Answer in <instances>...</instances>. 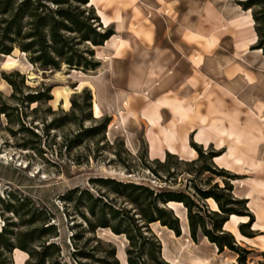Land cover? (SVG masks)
Listing matches in <instances>:
<instances>
[{
	"label": "crops",
	"instance_id": "obj_1",
	"mask_svg": "<svg viewBox=\"0 0 264 264\" xmlns=\"http://www.w3.org/2000/svg\"><path fill=\"white\" fill-rule=\"evenodd\" d=\"M99 1L90 0V5L103 27L110 20L114 34L99 46L106 59L96 56L101 64L91 71L93 79L77 86L92 89L93 116L104 112L119 122L134 150L135 125L140 124L150 160L163 161L166 153L196 159L192 143L219 153L212 161L239 176L232 181V193L247 199L254 215L250 229L257 234L246 237L239 232L237 225L248 217L232 215L223 228L240 245H255L256 240L264 245V53L253 45L257 36L250 10L244 11L235 0H174L175 21L166 27L159 18L152 20L150 44L139 37L145 29L140 35L130 31L132 14H106L98 8ZM134 9L141 14L139 7ZM126 103L133 108L128 110ZM210 201L215 204L211 209H218ZM176 215L180 235L159 222L150 224L162 259L169 264L236 263L235 252L219 251L203 236L194 241L186 212L183 218ZM13 253L14 263L23 264L21 255L26 253Z\"/></svg>",
	"mask_w": 264,
	"mask_h": 264
},
{
	"label": "rangeland",
	"instance_id": "obj_2",
	"mask_svg": "<svg viewBox=\"0 0 264 264\" xmlns=\"http://www.w3.org/2000/svg\"><path fill=\"white\" fill-rule=\"evenodd\" d=\"M241 1L245 0H235L237 5ZM173 2L174 0L154 4L151 0H100L97 6L109 15L132 14L130 31L140 35V30L145 29L143 36L139 37L150 43L148 33L151 34L150 31L153 30L152 20L157 17L166 27L175 21ZM136 7H139L138 12L141 14H135ZM100 22L103 26L101 19ZM106 27L114 28L110 20ZM14 49L17 51H12L7 56L0 53V108L7 107L6 114L0 113V195L4 191H15L45 205L54 213L59 231L56 241L60 246V252L58 256L53 255L52 261H58L59 264L127 262L126 251L130 246L124 234H115L109 228H97L94 232H86L83 230L85 224L81 218L77 217L81 222L76 227L72 224L74 221L67 219L64 214L63 201L60 197L67 190L79 186L88 187L94 193L100 188L102 192L106 191V188L93 187L89 183L90 178L132 181L155 191H182L188 194L193 193V187L207 189L215 182L222 185L221 178L212 176L203 169L208 163L205 159L191 162L176 156L169 158L164 166L152 162L147 156V146L140 124L135 125V138L138 144L136 150L128 144L126 132L116 120L110 119L101 133H86L77 138L81 131L98 125L103 118L109 117L104 112H101L100 117H94L93 101L89 105L83 92V89L90 88L87 84L77 88L81 80L93 79L90 76L94 73L71 71L64 65L59 70H43L37 64L29 62L27 53H21L18 48ZM95 51L96 56L106 59L102 48L97 47ZM126 70L125 67L121 69L122 73ZM167 70L172 71V67ZM136 77L139 75H134V78ZM9 81L16 85L15 97H11L13 87ZM46 87L51 88L49 94L52 98L49 101L33 103L26 101L27 94L42 91ZM90 91L92 92V89ZM132 101H136L135 98ZM132 108L127 104L128 110ZM72 109L75 117L67 122L63 115L71 113ZM95 111L97 114V110ZM90 115L92 119L88 118ZM127 127L132 126L127 124ZM202 149L208 151L210 148ZM141 162L148 163L155 172L152 173ZM110 197L114 195L110 194ZM116 203L117 206L131 207L121 198H116ZM204 203L205 208L209 210L215 206L213 202L212 205L208 201ZM169 207L183 218L186 212L183 204L181 206L170 204ZM207 221L211 220L207 218ZM75 233L78 237L73 241L71 236ZM201 237V233L198 232L197 239ZM240 246L250 250L247 264H252V261L264 264V245L261 241L256 240L255 245ZM145 247L148 248V244ZM74 251H78L77 255H73ZM16 254L12 253L14 262ZM21 256L25 257V260L28 257L27 254Z\"/></svg>",
	"mask_w": 264,
	"mask_h": 264
},
{
	"label": "trees",
	"instance_id": "obj_3",
	"mask_svg": "<svg viewBox=\"0 0 264 264\" xmlns=\"http://www.w3.org/2000/svg\"><path fill=\"white\" fill-rule=\"evenodd\" d=\"M239 5L244 11L250 10L257 36L254 48L264 53V0H245ZM113 34V27L102 26L90 0H0V53L7 56L18 48L21 53H27L30 63L37 64L43 70H59L64 65L71 71H95L101 64L96 58L95 49ZM9 82L13 87L11 97H15L16 85L13 81ZM50 91L51 88L46 87L27 94L26 101H49L52 98ZM83 92L91 105L92 92L90 89H83ZM6 112L7 107L0 108V113ZM74 117V109L63 115L67 122ZM88 118L92 119L91 115ZM110 119L103 118L98 125L78 133L77 138L86 133L103 132ZM191 146L197 152L196 159L191 162L207 160L203 169L221 178L222 185L215 182L207 189L193 187V193L188 194L182 191H155L132 181L90 178L89 183L93 187L106 188V191L102 192L100 188L94 193L88 187L79 186L67 190L60 197L66 218L72 219L76 227L83 221L86 232L109 228L115 234H124L130 246L126 251L127 264H168L160 256V241L150 224L159 222L180 235L179 218L169 205L183 204L190 236L194 241L199 232L215 243L219 251L227 248L235 252L237 264H247L250 250L237 244L233 234L223 228L232 215L248 217L246 222L238 225L239 232L246 237L257 234L250 229L254 215L247 206V199L237 198L232 193V181L239 176L213 163V157L219 154L213 149L203 151L194 143ZM171 157L176 155L166 153L163 161H151L164 166ZM141 163L152 173L155 172L148 163ZM110 194L114 197H110ZM116 198H121L131 207L117 206ZM208 200H214L218 209L205 208L204 201ZM207 218L211 221L208 222ZM58 236L54 213L45 205L11 190L0 195V264H14L12 253L16 249L28 255L24 264H59L51 260L54 254L58 256L60 252L56 241ZM71 237L74 241L78 234ZM77 253L74 251L73 255Z\"/></svg>",
	"mask_w": 264,
	"mask_h": 264
},
{
	"label": "water",
	"instance_id": "obj_4",
	"mask_svg": "<svg viewBox=\"0 0 264 264\" xmlns=\"http://www.w3.org/2000/svg\"><path fill=\"white\" fill-rule=\"evenodd\" d=\"M169 208H171V207H169ZM172 209V208H171Z\"/></svg>",
	"mask_w": 264,
	"mask_h": 264
}]
</instances>
